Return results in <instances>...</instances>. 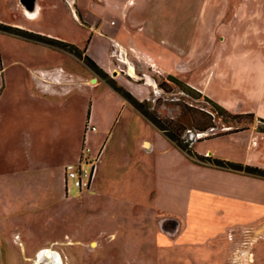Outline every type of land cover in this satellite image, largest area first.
<instances>
[{
    "label": "rangeland",
    "instance_id": "1",
    "mask_svg": "<svg viewBox=\"0 0 264 264\" xmlns=\"http://www.w3.org/2000/svg\"><path fill=\"white\" fill-rule=\"evenodd\" d=\"M82 1L90 5L77 12L76 0H0V24L78 49L0 30V264H35L44 250L58 253L61 264H264V178L211 165L219 159L264 171L243 164L247 137L224 135L237 124L214 114L213 129L195 130L209 105L151 64L160 50L192 77L205 73L217 58L203 48L216 32L202 33L198 20L207 1ZM35 3L40 14L30 21L23 8ZM90 45L97 57L107 45L115 67L111 74L99 66L107 80L144 86L138 100L170 122L169 132L177 129L191 156L133 118L89 70ZM54 68L63 70V83L45 88ZM90 115L98 131L85 138ZM84 148L94 166L91 189L76 187L66 172ZM58 170L61 185L52 174ZM167 220L176 226L171 236Z\"/></svg>",
    "mask_w": 264,
    "mask_h": 264
},
{
    "label": "crops",
    "instance_id": "2",
    "mask_svg": "<svg viewBox=\"0 0 264 264\" xmlns=\"http://www.w3.org/2000/svg\"><path fill=\"white\" fill-rule=\"evenodd\" d=\"M206 1L204 11H201L198 19L201 21L199 24L200 31L202 33L216 32V39L210 47L208 43V45L204 43L203 48L205 47L208 54L216 51L217 58L212 61L209 68L204 71L205 73L192 77L189 73L190 70L174 60L175 57L171 53L167 55L161 53L160 50H154L155 57L151 59V64L156 69L164 70V72L174 77L178 75L185 77L184 84L215 102L229 114L252 115L254 117L252 122L248 121L246 126H236V130L224 135L246 136L248 156L243 164L264 169V132L257 129L259 124L262 123L261 121L264 120V0ZM89 5V2L76 0L75 6L77 9L75 7L74 9L78 12L82 8H88ZM23 10L26 18L30 21H35L39 17L40 11L37 3L33 4L32 8H23ZM89 27L93 32H101L97 27ZM124 30V27L120 31L116 30L117 35L122 37V31ZM128 47L132 49L134 47L143 56L154 53L153 50L146 49V47L137 48L134 45ZM107 49L106 45L101 57H97L90 45L87 53L105 72L112 74L115 72V67L109 59ZM221 63L223 67L218 68ZM47 72H49L47 75L50 77L44 78L45 88L52 89L55 84L63 83L64 73L61 68L50 69ZM89 82L92 83L94 80L91 79ZM122 86L135 98L139 100L143 98L144 86H139L134 82H125L122 83ZM124 102L126 101L124 100ZM126 104L129 106L130 112H132L130 115L133 118L136 117L142 120L141 123L146 120L127 102L125 107H127ZM91 117L90 115L88 118L91 119ZM92 120H96L94 115ZM97 124L99 125V121H97ZM157 131L162 135L158 129ZM164 139L167 140L165 137ZM252 153H255V156ZM52 174L61 185L63 177H65L64 170L53 171ZM89 188L91 189L92 185ZM262 217H264V214L259 215V218ZM165 224L167 227L165 231L169 232L167 236H171V232H176V226L171 230L168 220Z\"/></svg>",
    "mask_w": 264,
    "mask_h": 264
},
{
    "label": "trees",
    "instance_id": "3",
    "mask_svg": "<svg viewBox=\"0 0 264 264\" xmlns=\"http://www.w3.org/2000/svg\"><path fill=\"white\" fill-rule=\"evenodd\" d=\"M0 30L4 32H8V33L20 34L21 36L29 40H32L34 42L44 44V45H47L53 48L63 49L66 46H71L76 51H78V49L74 45H70L65 42L53 40V39L43 37L37 34L22 32V31L13 29L11 27H8L2 24H0ZM85 59H86L85 64L89 68L90 71L100 76L104 83H106L122 99H124L130 106H132L138 113H140L148 122H150L156 129H158L170 143H172L176 148H178L186 156L188 157L191 156L192 151L189 150L187 145L184 144L180 140V136L176 134L178 132L177 129H175L172 133L168 131L170 128V122L166 121L162 123L158 117L150 114L149 111L146 109L145 105L142 102H140L137 98H135L132 94L126 91L123 87L117 86L114 82H112V80L111 81L107 80L106 73H103L100 67L93 60H91L88 57H86ZM167 81L177 86L182 92H186V91L194 92L197 96L202 97V99L209 105V109H207V112L204 113V111H201L203 112L201 113V115L204 117V121H201L202 125H200L199 127H195V130H197L198 132H205L207 130L213 129V126L211 123L212 121L211 116L213 114L217 115L218 117L227 118L235 122L237 126H239V124L241 123V120L243 119H248L250 122L254 120V117L252 115L239 116V115L229 114L221 106L211 101L210 99L202 96L199 92L187 86L186 84L181 83L180 81H178L172 76H167ZM261 122L262 124H264V120ZM257 129L260 132H264V125H259ZM179 133L181 134L182 132H179ZM207 159H210V158H207ZM212 161L213 162H211V165L216 168L227 169V170H232V171H244L246 174L264 178V171L258 168H254L250 166L244 167L241 164L231 163V162L219 160V159H212Z\"/></svg>",
    "mask_w": 264,
    "mask_h": 264
},
{
    "label": "built area",
    "instance_id": "4",
    "mask_svg": "<svg viewBox=\"0 0 264 264\" xmlns=\"http://www.w3.org/2000/svg\"><path fill=\"white\" fill-rule=\"evenodd\" d=\"M97 130L96 126L93 124L90 118L87 119L86 126H85V138H87V135L91 133H95ZM83 149V153L81 158L79 159L78 166H68L66 169L67 177L74 179V184L79 189H88L90 187V184L94 177V166L93 162L89 159H84L87 154H89V149ZM85 165H84V164ZM84 165V166H83Z\"/></svg>",
    "mask_w": 264,
    "mask_h": 264
},
{
    "label": "bare ground",
    "instance_id": "5",
    "mask_svg": "<svg viewBox=\"0 0 264 264\" xmlns=\"http://www.w3.org/2000/svg\"><path fill=\"white\" fill-rule=\"evenodd\" d=\"M42 262L44 264H61L60 257L52 250H44L37 255V261L35 264H40Z\"/></svg>",
    "mask_w": 264,
    "mask_h": 264
},
{
    "label": "water",
    "instance_id": "6",
    "mask_svg": "<svg viewBox=\"0 0 264 264\" xmlns=\"http://www.w3.org/2000/svg\"><path fill=\"white\" fill-rule=\"evenodd\" d=\"M30 8H32V7H30ZM202 134H203V132H201Z\"/></svg>",
    "mask_w": 264,
    "mask_h": 264
}]
</instances>
